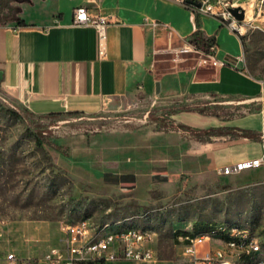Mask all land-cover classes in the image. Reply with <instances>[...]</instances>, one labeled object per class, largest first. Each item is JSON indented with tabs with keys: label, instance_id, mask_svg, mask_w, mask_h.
I'll return each mask as SVG.
<instances>
[{
	"label": "crops",
	"instance_id": "obj_1",
	"mask_svg": "<svg viewBox=\"0 0 264 264\" xmlns=\"http://www.w3.org/2000/svg\"><path fill=\"white\" fill-rule=\"evenodd\" d=\"M79 6L114 22L107 29L105 57L95 28L73 26ZM20 8L23 23L0 26V87L34 115L95 114L117 99L150 98L158 91L160 97L239 96L249 101L263 91L246 70L240 36L205 15H200L202 29L216 37L217 63L158 72L159 50L185 47L196 30V13L172 0H29ZM154 22L161 26L154 28ZM176 117L198 129L231 127L264 137V107L229 120L198 113ZM263 152V141L249 138L220 136L202 142L184 131L151 130L136 131L117 144L77 148L68 164L90 182L133 193L197 170L222 173Z\"/></svg>",
	"mask_w": 264,
	"mask_h": 264
},
{
	"label": "rangeland",
	"instance_id": "obj_2",
	"mask_svg": "<svg viewBox=\"0 0 264 264\" xmlns=\"http://www.w3.org/2000/svg\"><path fill=\"white\" fill-rule=\"evenodd\" d=\"M28 1L14 4L20 7ZM230 1L245 10L243 30L237 34L244 38L246 70L263 86L252 101L239 96L160 97L158 91L150 98L141 94L117 99L95 114L43 117L29 112L0 87V264H9L7 256L12 253L20 259L19 264H39L50 247L61 244L62 227L83 219L98 227L154 229L153 247L160 264L180 260V234L218 225L220 230L238 228L256 237L264 257V165L228 176L197 170L174 182L126 193L90 182L68 164L71 152L90 143L117 144L136 131L174 130L187 125L178 121V114H201L186 111L170 115V109L178 105L225 120L264 107V0ZM223 39L229 40L226 34ZM181 51L174 46L158 53V72L198 65L208 55ZM203 245L219 246L214 241Z\"/></svg>",
	"mask_w": 264,
	"mask_h": 264
},
{
	"label": "built area",
	"instance_id": "obj_3",
	"mask_svg": "<svg viewBox=\"0 0 264 264\" xmlns=\"http://www.w3.org/2000/svg\"><path fill=\"white\" fill-rule=\"evenodd\" d=\"M199 15L219 19L232 32H241L242 22L236 20L230 8L238 7L230 0H172ZM108 17L94 16L86 6H79L73 13V26L93 27L96 29L100 42V56L107 54V29L113 24ZM154 28L160 27L159 22L153 23ZM181 52H200L196 45L188 43L181 48ZM213 53L202 59L205 64L208 60L215 63ZM168 52L171 49L159 50ZM179 60V59H176ZM264 146V137L262 138ZM264 165L263 155L250 160L241 161L232 166H226L222 174L225 176L238 174L248 170L259 169ZM63 238L61 244L50 247L48 252L39 260V264H109L114 262H131L135 264H160L157 251L153 244L157 232L152 228L125 227L114 228L110 224L96 226L90 219H83L75 224H65L62 227ZM2 235L0 229V236ZM237 236L240 233H237ZM220 225L214 226L213 232L183 233L177 237L181 249L180 260L170 264H229L228 253L220 252ZM216 242L219 246L210 245L204 248V242ZM247 250L258 251L252 242L251 236H246ZM9 264H19L16 254L7 256Z\"/></svg>",
	"mask_w": 264,
	"mask_h": 264
},
{
	"label": "trees",
	"instance_id": "obj_4",
	"mask_svg": "<svg viewBox=\"0 0 264 264\" xmlns=\"http://www.w3.org/2000/svg\"><path fill=\"white\" fill-rule=\"evenodd\" d=\"M17 1L18 0H0V26H6L9 23H13V22L23 23L21 19L22 9L14 4ZM195 24H196V30L186 38V41L190 44L196 45L197 49L204 54L213 53L211 48L216 45V37L215 36L209 37L203 31L201 16L199 14H195ZM240 39L244 44L243 36H240ZM260 109L261 108H258L256 111H259ZM186 111H198L199 113L204 114L203 110H194L187 105H178L170 109L169 114L170 115L177 114ZM59 115H61V113L58 114L53 113L50 114L48 117H56ZM174 130L188 132L198 141H202V142L211 141L212 137H220V136H230L232 139H237L240 137L249 138L254 141H262L263 138L262 135L258 132L251 130H241L231 127L198 129L182 124L179 125L177 128H174ZM204 230H209V232H213L214 226L206 228ZM204 230L196 233H205Z\"/></svg>",
	"mask_w": 264,
	"mask_h": 264
},
{
	"label": "bare ground",
	"instance_id": "obj_5",
	"mask_svg": "<svg viewBox=\"0 0 264 264\" xmlns=\"http://www.w3.org/2000/svg\"><path fill=\"white\" fill-rule=\"evenodd\" d=\"M242 30L243 28L241 32ZM237 233L243 236H237ZM246 236L251 235L238 228L220 230V239H227V242L220 240V252L232 255L229 258V264H264L263 250L259 240L251 236L252 242H254L255 248L258 251L247 250V245H244L246 243Z\"/></svg>",
	"mask_w": 264,
	"mask_h": 264
},
{
	"label": "water",
	"instance_id": "obj_6",
	"mask_svg": "<svg viewBox=\"0 0 264 264\" xmlns=\"http://www.w3.org/2000/svg\"><path fill=\"white\" fill-rule=\"evenodd\" d=\"M230 12L233 15V17L239 22H243L246 18L245 10L241 7L230 8ZM2 80H3V72L0 71V81Z\"/></svg>",
	"mask_w": 264,
	"mask_h": 264
}]
</instances>
